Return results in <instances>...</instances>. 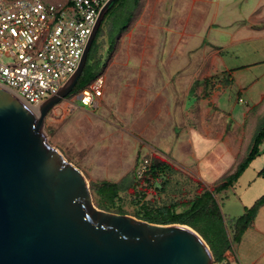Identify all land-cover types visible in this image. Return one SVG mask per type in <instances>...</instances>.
<instances>
[{"label": "rangeland", "instance_id": "1", "mask_svg": "<svg viewBox=\"0 0 264 264\" xmlns=\"http://www.w3.org/2000/svg\"><path fill=\"white\" fill-rule=\"evenodd\" d=\"M257 1L138 0L132 12L123 11L131 19L118 32L120 11L135 5L119 0L90 59L104 80L99 104L90 110L71 91L53 105L43 121L49 143L90 186L100 179L121 182L116 203L126 214L168 205L181 211L184 200L217 185L240 163L229 169L231 156H225L215 164L214 145L244 151L264 123V29L247 33L241 26L255 18ZM132 145H140L137 159L167 162L155 180H138L129 170ZM262 168L263 152L215 194L228 230L243 204L264 193Z\"/></svg>", "mask_w": 264, "mask_h": 264}, {"label": "water", "instance_id": "2", "mask_svg": "<svg viewBox=\"0 0 264 264\" xmlns=\"http://www.w3.org/2000/svg\"><path fill=\"white\" fill-rule=\"evenodd\" d=\"M75 72L38 112L0 84V264H212L205 239L183 223L150 222L99 208L84 173L47 139L46 113L71 93Z\"/></svg>", "mask_w": 264, "mask_h": 264}, {"label": "built area", "instance_id": "3", "mask_svg": "<svg viewBox=\"0 0 264 264\" xmlns=\"http://www.w3.org/2000/svg\"><path fill=\"white\" fill-rule=\"evenodd\" d=\"M105 2L0 0V84L31 107L56 94L77 69ZM103 86L102 76H97L75 97L83 106L94 109ZM147 162L142 159L139 174ZM212 264H240L234 244Z\"/></svg>", "mask_w": 264, "mask_h": 264}, {"label": "trees", "instance_id": "4", "mask_svg": "<svg viewBox=\"0 0 264 264\" xmlns=\"http://www.w3.org/2000/svg\"><path fill=\"white\" fill-rule=\"evenodd\" d=\"M118 1L119 0H112L107 8V11L89 49L83 70L72 89L74 92H78L82 87L89 84L99 74L100 64L98 62L90 61L92 51L96 43L98 32L101 29V25ZM137 2L138 0H134L132 3L135 5L132 8L125 7L120 11L116 21H121L122 26L118 29V32L126 28V23L130 21L131 12L136 7ZM130 9L131 12H123L124 10ZM206 86H208V79L204 81V87ZM261 144H263L262 148L260 147ZM262 152L264 153V123L255 133L252 145H250L246 157L238 164L236 170L224 177L220 183L209 189L207 187H203L194 197L184 200L182 202L181 211H177L173 205H168L155 211L147 209L146 211L142 212L141 216H139V212H137L135 216L150 222H177L191 226L198 233H200V235L208 243L214 260H220L223 253L230 246V244H234L240 240L242 233L250 223L258 207L264 203V193L256 198L250 206H246L244 208V211L232 222V227L230 230H228L224 223L222 212L220 206L217 203L215 194L231 186L233 181L239 177V175L250 164V162ZM154 158H158V163L156 161L147 162L145 170L140 175L137 174V168L141 163L142 158L136 159L131 171L133 176L138 180L143 179L144 182L150 179L155 180L157 178L156 175L158 174V171L162 170V167L167 162L156 156ZM90 187L97 195L95 203L98 207L112 212L126 213L123 209L118 207V204L116 203L120 196L119 192L121 190V182L100 179L94 183H91Z\"/></svg>", "mask_w": 264, "mask_h": 264}, {"label": "crops", "instance_id": "5", "mask_svg": "<svg viewBox=\"0 0 264 264\" xmlns=\"http://www.w3.org/2000/svg\"><path fill=\"white\" fill-rule=\"evenodd\" d=\"M261 1L258 0L255 3L254 8L252 9L253 11L251 12V15L253 13H256L255 18L252 20L249 18L250 16H248L246 19L243 20L244 22L241 23L242 28L245 31H247V33L251 31H252L251 33H254L264 29V23H263L264 15H262L261 13L262 8L264 9V3H262ZM247 37L251 38L254 36L253 34H251L248 35ZM247 37H245L244 39H248ZM103 92H104V87H103ZM102 95L100 96V98L102 97ZM139 146L140 145H132L130 149V156L127 157L130 160L129 170L133 168L136 162ZM214 148H216L218 151L217 153L218 159H216L215 164L222 165L221 159L224 158L225 156H229V157L231 156L229 169H231V167H233L237 162H241L246 157L249 151V146H247L244 149V151H241L243 149L242 145H214ZM133 150L135 152H133ZM192 153L195 154L194 149ZM223 167L225 174L229 169L226 168V165ZM225 169L228 170L226 171ZM263 172H264V168L257 171L258 175ZM258 197L252 196V198L249 200L248 205L243 204V211L246 206H250L254 202V200ZM234 247L238 254L240 264H264V203L258 207L250 223L247 225L244 232L242 233L240 240L234 243Z\"/></svg>", "mask_w": 264, "mask_h": 264}, {"label": "bare ground", "instance_id": "6", "mask_svg": "<svg viewBox=\"0 0 264 264\" xmlns=\"http://www.w3.org/2000/svg\"><path fill=\"white\" fill-rule=\"evenodd\" d=\"M36 112H38V107H32Z\"/></svg>", "mask_w": 264, "mask_h": 264}]
</instances>
